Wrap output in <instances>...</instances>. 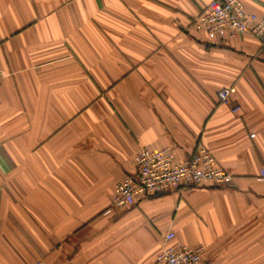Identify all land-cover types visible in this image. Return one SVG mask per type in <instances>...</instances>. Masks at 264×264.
<instances>
[{
  "label": "crops",
  "instance_id": "1",
  "mask_svg": "<svg viewBox=\"0 0 264 264\" xmlns=\"http://www.w3.org/2000/svg\"><path fill=\"white\" fill-rule=\"evenodd\" d=\"M212 1L0 0V264H157L168 233L264 264V46L196 32ZM199 145L230 186L111 207L141 148Z\"/></svg>",
  "mask_w": 264,
  "mask_h": 264
},
{
  "label": "built area",
  "instance_id": "2",
  "mask_svg": "<svg viewBox=\"0 0 264 264\" xmlns=\"http://www.w3.org/2000/svg\"><path fill=\"white\" fill-rule=\"evenodd\" d=\"M196 32L220 39L250 35L264 46V14L248 12L242 0H213L194 21ZM5 74L0 70V86ZM235 88H224L217 100L230 104ZM135 171L126 174L114 188L113 209H126L138 202L188 187L225 188L233 177L220 168L214 155L199 145L191 157L177 161L173 149L154 150L143 147L134 158ZM259 180L264 182V167ZM206 250L203 246H187L176 240L174 233L164 237L163 247L157 255V264H202ZM32 264H46L37 260Z\"/></svg>",
  "mask_w": 264,
  "mask_h": 264
}]
</instances>
